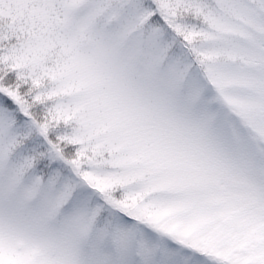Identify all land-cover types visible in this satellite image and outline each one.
Instances as JSON below:
<instances>
[{"label": "snow or ice", "instance_id": "6c2138e0", "mask_svg": "<svg viewBox=\"0 0 264 264\" xmlns=\"http://www.w3.org/2000/svg\"><path fill=\"white\" fill-rule=\"evenodd\" d=\"M0 264H264V0H0Z\"/></svg>", "mask_w": 264, "mask_h": 264}]
</instances>
